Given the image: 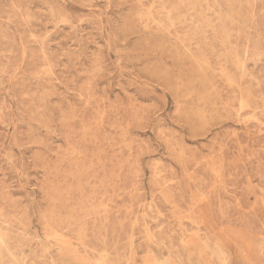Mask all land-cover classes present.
<instances>
[{
    "label": "rangeland",
    "instance_id": "rangeland-1",
    "mask_svg": "<svg viewBox=\"0 0 264 264\" xmlns=\"http://www.w3.org/2000/svg\"><path fill=\"white\" fill-rule=\"evenodd\" d=\"M0 237V264H264V0H0Z\"/></svg>",
    "mask_w": 264,
    "mask_h": 264
},
{
    "label": "bare ground",
    "instance_id": "bare-ground-1",
    "mask_svg": "<svg viewBox=\"0 0 264 264\" xmlns=\"http://www.w3.org/2000/svg\"><path fill=\"white\" fill-rule=\"evenodd\" d=\"M245 102V101H244ZM241 103V102H240ZM243 104V103H242ZM241 105V104H240ZM242 108V107H241ZM244 108V107H243ZM3 240L1 239V237H0V246H3ZM0 249H1V247H0ZM9 254V253H8Z\"/></svg>",
    "mask_w": 264,
    "mask_h": 264
}]
</instances>
